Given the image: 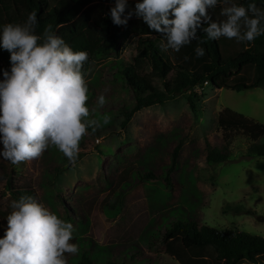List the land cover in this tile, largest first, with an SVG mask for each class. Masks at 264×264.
I'll return each instance as SVG.
<instances>
[{
  "label": "rangeland",
  "instance_id": "1",
  "mask_svg": "<svg viewBox=\"0 0 264 264\" xmlns=\"http://www.w3.org/2000/svg\"><path fill=\"white\" fill-rule=\"evenodd\" d=\"M137 2L128 0L125 15ZM114 6L115 0H96L86 9L92 8L94 15L105 17ZM140 43L138 36L123 39L116 52L98 61L95 72L85 77L87 85L100 80L96 96L108 98L102 110L113 112V124L108 129L98 125V132L89 129L75 162L55 146L19 165L0 159V238L7 229L10 203L15 200L9 191L12 179L14 185L33 189L37 200L59 217L68 211L78 223L75 236L112 247L115 254L139 244L140 251L148 259H157L158 264H180L166 253L164 245L157 243L152 251L140 243V238L150 224L149 229L155 228L150 235H163L166 227L182 218L264 238V222L258 220L264 217V157L249 158L250 141L240 138L232 147L229 162L213 166L207 163L210 147L224 145L218 122L224 108L264 124V89L236 92L205 83L164 104L144 108L124 128L125 97L114 81L116 69L110 65L117 59L135 62ZM141 69L148 70L147 61ZM190 95L193 105L189 103ZM112 96H118V100L109 99ZM179 142L182 148L178 165L169 174L167 184L166 169ZM142 163H150L149 170L160 179L132 185L122 198L120 215L114 220L106 217L105 205L121 191L124 182L132 183L134 173L143 169ZM6 172L10 177L5 176ZM91 257L96 260V253L92 252Z\"/></svg>",
  "mask_w": 264,
  "mask_h": 264
},
{
  "label": "trees",
  "instance_id": "2",
  "mask_svg": "<svg viewBox=\"0 0 264 264\" xmlns=\"http://www.w3.org/2000/svg\"><path fill=\"white\" fill-rule=\"evenodd\" d=\"M96 0H0V26L8 23H22L29 13L35 11L39 21L37 33L43 32L46 24H51L57 34L62 36L75 51H86L88 61L82 71L87 77L95 72L97 62L106 59L116 52L123 39L134 36L140 38L137 60H115L110 66L116 69L114 81L120 85L123 100L124 128L134 115L156 104H164L177 98L185 92H193L202 88L205 83L217 89H227L244 92L258 88L264 89V35L254 42L245 45L235 39L221 37L219 40H209L203 32L198 33L199 41L194 40L184 46L179 52L164 50L166 44L161 33L149 29L147 24L137 17L127 25L113 23L111 14L98 17L93 9L88 8ZM237 4L247 5L253 0H235ZM258 7L264 9V0H254ZM213 19H223L220 16L221 6L210 10ZM202 46L205 49L203 57H197L195 49ZM147 61L148 70H142L141 65ZM10 53L0 48V73L10 70ZM100 80L87 85L90 109L89 119H95L98 125L108 129L113 124V112L104 111L97 106V90ZM133 94L134 98H131ZM108 99V98H106ZM114 101L118 96L110 97ZM193 105V97L189 96ZM222 131L224 145L222 148L210 147L207 163L211 166L229 162L234 143L242 138L249 142L247 154L249 158L264 157V124L258 123L231 108H224L218 118ZM98 128L90 130L98 132ZM181 142L174 148L171 164L166 169L169 174L176 170L181 151ZM148 153L151 154L150 151ZM148 156L147 158H149ZM152 158V157H151ZM153 159V158H152ZM145 160V157L142 161ZM151 163V161H150ZM150 163L143 164V169L135 172L132 183H125L121 191L116 192L112 200L105 205L106 217L111 220L120 215V205L125 193L132 185L158 181L149 170ZM146 169V170H145ZM139 173V175L137 174ZM8 173H5L7 176ZM8 177H10L8 175ZM9 191L15 199L21 196H33V189L28 186L14 185L12 179ZM119 209L118 213L112 214ZM61 218L78 225L75 218L65 211ZM151 224L141 235L140 243L155 251L157 243L164 245L166 253L180 264H259L264 262V238L248 232L219 230L208 224L199 225L195 220L182 218L165 228L163 235H150L155 229ZM79 232L75 229L74 232ZM78 246L75 255L66 254L67 264H158L157 259H148L140 251L139 244L125 247L115 254L113 248L101 246L88 237L74 235L72 241ZM95 252L97 259L91 257Z\"/></svg>",
  "mask_w": 264,
  "mask_h": 264
},
{
  "label": "clouds",
  "instance_id": "3",
  "mask_svg": "<svg viewBox=\"0 0 264 264\" xmlns=\"http://www.w3.org/2000/svg\"><path fill=\"white\" fill-rule=\"evenodd\" d=\"M221 6L213 19L210 10ZM128 0H115L111 18L127 25L135 15L149 29L161 33L164 50L179 52L199 40L221 37L245 45L264 35V9L254 2L246 6L235 0H138L128 11ZM35 11L22 23L0 26V48L10 53V70L0 79V159L12 165L41 157L50 147L75 162L80 142L98 122L89 119L88 87L82 71L88 53L75 51L46 24L38 34ZM196 56L205 49L198 46ZM107 103L104 95L97 106ZM7 229L0 238V264H67L66 254L79 249L74 225L62 219L33 196H21L10 203Z\"/></svg>",
  "mask_w": 264,
  "mask_h": 264
},
{
  "label": "water",
  "instance_id": "4",
  "mask_svg": "<svg viewBox=\"0 0 264 264\" xmlns=\"http://www.w3.org/2000/svg\"><path fill=\"white\" fill-rule=\"evenodd\" d=\"M258 220L264 222V217H259Z\"/></svg>",
  "mask_w": 264,
  "mask_h": 264
}]
</instances>
